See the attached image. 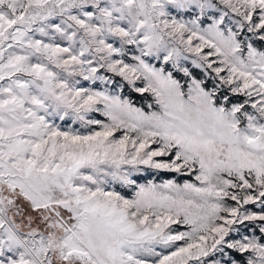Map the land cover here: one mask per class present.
Returning <instances> with one entry per match:
<instances>
[{
	"label": "snow or ice",
	"instance_id": "obj_1",
	"mask_svg": "<svg viewBox=\"0 0 264 264\" xmlns=\"http://www.w3.org/2000/svg\"><path fill=\"white\" fill-rule=\"evenodd\" d=\"M0 264H264V0H0Z\"/></svg>",
	"mask_w": 264,
	"mask_h": 264
},
{
	"label": "rangeland",
	"instance_id": "obj_2",
	"mask_svg": "<svg viewBox=\"0 0 264 264\" xmlns=\"http://www.w3.org/2000/svg\"><path fill=\"white\" fill-rule=\"evenodd\" d=\"M174 174H162V179H168L171 178V176ZM122 194L126 195V196H131L132 194L130 192H128L127 190H123L121 189Z\"/></svg>",
	"mask_w": 264,
	"mask_h": 264
}]
</instances>
